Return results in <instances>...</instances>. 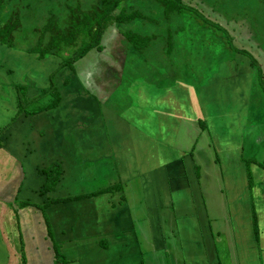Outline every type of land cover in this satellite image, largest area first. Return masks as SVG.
Here are the masks:
<instances>
[{
	"label": "crops",
	"instance_id": "crops-1",
	"mask_svg": "<svg viewBox=\"0 0 264 264\" xmlns=\"http://www.w3.org/2000/svg\"><path fill=\"white\" fill-rule=\"evenodd\" d=\"M17 60L0 66V167L20 171L12 200V177L0 180V264H264V113L246 116V92L209 111L201 98L218 90L141 89L146 112L121 117L61 81L56 105L17 114V76L53 72Z\"/></svg>",
	"mask_w": 264,
	"mask_h": 264
},
{
	"label": "rangeland",
	"instance_id": "rangeland-1",
	"mask_svg": "<svg viewBox=\"0 0 264 264\" xmlns=\"http://www.w3.org/2000/svg\"><path fill=\"white\" fill-rule=\"evenodd\" d=\"M54 1L56 2V0ZM133 1H135L136 6H133V9L140 7L137 3L138 0H132V4ZM25 2L26 0L6 1L0 12V22L5 23L10 18L11 11L14 8L20 9L23 16H28L30 10L23 8V3ZM263 2V0H183L184 5L196 9H185V14L182 16L186 15L187 19L183 18L180 20L179 17L173 21L175 24L183 21V24L176 27L178 32L173 33V49L171 52L166 50L165 41H160L157 36L158 28L155 24L143 19H135L129 24L115 23L109 26L101 39L103 49L99 51L94 47L82 58L72 63L70 67L64 66L58 69L57 63L59 59L52 55L41 60L43 65L47 67V72L51 69L53 71L49 79L46 73H38L37 76L34 74L36 77H32L27 72L19 76L16 75V80L24 82L23 85L27 86V88H34L33 92H40L42 89L48 88L52 80L56 88L62 85L60 84L61 81H64L68 86L74 80H79L82 92L75 86L72 98H76L75 95L77 93L82 97H92L95 100V104L101 105L100 108L103 114H119L121 117L125 114L127 115V113L135 116L137 111L140 113L146 112L147 100L144 99L145 95L140 93L141 89H155L162 92L169 86L175 87L182 85L183 82L185 85H190L195 89L196 96L205 95L208 92L211 96H214L215 91H219L217 97L202 96L201 101L204 107L213 108L211 110L208 109L209 111H213L214 107L224 105L227 100H230V103L233 104L232 107H234L238 101L237 99H239L238 94L244 91L246 93H241L247 95L248 101V105L245 108L246 116L250 115L253 117L255 111L263 114ZM149 4L153 6L152 11L146 12L142 10V12L154 21H164L162 7L155 6V3L152 2ZM85 6L88 7L87 4ZM40 12L42 10L36 11V13ZM66 13L67 8L60 6L59 16L65 17ZM40 15L44 16L45 14ZM28 20L34 22L33 19ZM171 27H173L172 24ZM33 28V23L23 22L21 29L18 32L15 31L13 37V42L16 46L9 47L0 43L2 45L0 46V66L3 59L5 67L9 66L11 57H16L20 60L22 56H26L27 60H17L18 64L15 66L28 65L35 54L28 55L22 50V45L24 44L27 47L36 45L34 40H36L37 34L32 36ZM129 28L142 35L152 36L149 46L145 47L143 51H131L130 47L127 46L129 43L122 32ZM44 41H47V37H45ZM77 46L78 44L76 43L74 46L66 48L65 54L72 56L76 53ZM243 50L247 51L249 55L247 52L243 54ZM6 54L7 56L5 57ZM231 63L236 64L237 69L243 67L241 76L244 80V85H252V87L250 86L251 88L247 90L246 87L241 88L235 84V66L233 65L230 68ZM1 68L0 73L3 72ZM40 68L41 65H38L36 70ZM12 79H15V77L12 76ZM2 85L3 96L7 97V91H9L7 85ZM76 89L78 92H76ZM238 89L241 90L237 91ZM60 93L64 95L66 90L60 91ZM186 94H189V92ZM53 97H55V94L50 89L46 91L45 95H39L34 105H46ZM64 111L68 112V109H64ZM254 121L252 120L251 122ZM247 132L248 129H246L245 136ZM246 144L247 141L245 140V146ZM4 166L7 168L0 167V180L4 181L7 177H12L13 180L10 182V186H14V188L10 189L12 194L6 196L11 197L12 200L13 196L16 195V177L20 174V171H17L15 167H9L10 165ZM251 167L250 164L252 175H258L259 172H254L255 170ZM254 167L261 166L257 164ZM262 178H264V169ZM21 194L22 192H20ZM20 195H18L15 205L17 208L19 204H22ZM26 196L32 200L37 199V195L34 193L24 192L23 198H26ZM181 258L182 256L180 255L177 259L181 260ZM154 264H156V261Z\"/></svg>",
	"mask_w": 264,
	"mask_h": 264
},
{
	"label": "trees",
	"instance_id": "trees-1",
	"mask_svg": "<svg viewBox=\"0 0 264 264\" xmlns=\"http://www.w3.org/2000/svg\"><path fill=\"white\" fill-rule=\"evenodd\" d=\"M6 1L8 0H0V12ZM131 2L132 0H56V2L54 0H26L23 3V8L30 10L28 16H23L20 9L14 8L11 11L10 18L5 23L0 22V43L9 47L16 46L13 42L15 31L18 32L21 29L23 22L26 23L28 21L33 23L32 36L37 34L36 40H34L36 45L27 47L23 44L22 50L28 55L34 53V56L39 60L45 59L47 56H55L59 59L57 64L58 69H60L64 66L70 67L72 63L82 58L94 47L101 51L103 49V44H101L102 36L105 30L112 24H129L135 19H143L156 25L158 28L157 36L160 38V41H165L166 50L171 52L173 49V33L178 32L176 27L183 24V21H180L181 23L179 24H175L173 21L179 17L180 20L183 18L187 19L186 15L182 16L185 14V9H196L184 5L183 0H138L137 3L140 7L135 9H133L135 1H133V4ZM150 2L155 3V6L162 7L164 21H154L142 12V10L146 12L152 11L153 6L149 4ZM86 4L88 7L85 6ZM60 6L67 8L65 17H60L58 14ZM37 10H42V12L36 13ZM43 13L45 14L44 16L40 15ZM172 17L174 18L172 19ZM28 19H33L34 22H37L34 23ZM39 19L42 21V25H40L41 23L39 24ZM171 24L173 27H171ZM122 33L129 43L127 46L130 47L131 51H143L145 47L149 46L152 39V36L142 35L130 28L124 30ZM45 37H47V41H44ZM76 43L78 44L76 53L72 56L66 55V48L72 47ZM246 52L245 50L242 51L243 54H246ZM51 76L49 75V77ZM16 89L18 94L24 95V100L18 105L19 110L17 114L21 110H26L27 113L40 111L56 105L60 99L59 91L55 87L53 80L48 88L42 89L39 93V95H45L46 91L50 89L54 92L55 97L46 105H34L32 103L28 106L27 103L24 104L28 100L27 86H23V84L16 85ZM37 97L38 95L32 96L31 101L34 102ZM57 170V167H54L52 171L50 170V177L48 176V181L43 190H51L57 184L58 180L54 178L58 175Z\"/></svg>",
	"mask_w": 264,
	"mask_h": 264
}]
</instances>
